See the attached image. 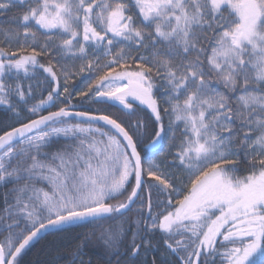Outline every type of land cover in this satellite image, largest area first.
Instances as JSON below:
<instances>
[{
  "label": "snow or ice",
  "instance_id": "6c2138e0",
  "mask_svg": "<svg viewBox=\"0 0 264 264\" xmlns=\"http://www.w3.org/2000/svg\"><path fill=\"white\" fill-rule=\"evenodd\" d=\"M0 17V264H264V0Z\"/></svg>",
  "mask_w": 264,
  "mask_h": 264
},
{
  "label": "trees",
  "instance_id": "16d2710c",
  "mask_svg": "<svg viewBox=\"0 0 264 264\" xmlns=\"http://www.w3.org/2000/svg\"><path fill=\"white\" fill-rule=\"evenodd\" d=\"M0 19H3L0 17ZM97 107H102L97 105ZM115 111V109H113ZM52 237H48L45 240H41L39 243L35 244L24 256L23 264H49L53 259L54 253L52 249ZM67 240L70 241L71 237H67Z\"/></svg>",
  "mask_w": 264,
  "mask_h": 264
}]
</instances>
